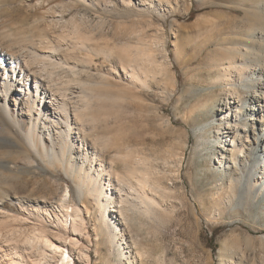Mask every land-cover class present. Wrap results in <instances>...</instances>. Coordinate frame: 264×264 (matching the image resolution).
I'll return each mask as SVG.
<instances>
[{
    "label": "rangeland",
    "instance_id": "obj_1",
    "mask_svg": "<svg viewBox=\"0 0 264 264\" xmlns=\"http://www.w3.org/2000/svg\"><path fill=\"white\" fill-rule=\"evenodd\" d=\"M232 4L0 0V39L16 44L0 56L9 59L10 71L13 58L20 59L29 88H41L46 110L60 123H36L12 103L20 79L7 106L0 96V219L10 227L18 226L16 216L38 223L32 206L56 207L68 188L88 223L83 242L90 260L84 264H264V30L235 23L245 15ZM247 10L264 19V0ZM42 34L55 50L44 49ZM34 55L62 63L51 76L56 82L49 83L46 72H31L27 62ZM58 73L63 81H87L66 86L67 115L55 110L64 99L54 96L62 87ZM87 101L81 120L75 109ZM203 102L212 106L208 116L197 109ZM64 130L68 147L60 165L54 157L61 155ZM33 139L44 143L47 157ZM24 148L28 162L19 159ZM82 167L85 183L75 177ZM99 172L113 199L124 201L103 223L105 197L87 184L91 179L102 189ZM138 250L142 257L136 258Z\"/></svg>",
    "mask_w": 264,
    "mask_h": 264
},
{
    "label": "bare ground",
    "instance_id": "obj_2",
    "mask_svg": "<svg viewBox=\"0 0 264 264\" xmlns=\"http://www.w3.org/2000/svg\"><path fill=\"white\" fill-rule=\"evenodd\" d=\"M229 2H233L232 7H231L232 11L238 14L243 13L245 15V19L243 21H238L236 19H233L235 23H237L238 25L242 27H249V26L250 27L252 26L253 28L260 27L264 30L263 15L260 14L262 15L261 17L258 14V16L256 17V14L255 15L251 14L253 16L250 17L249 11L247 10V7L249 5H252L253 3L257 4L258 2H260V0H229ZM259 16L262 18V20L259 18ZM14 45L16 44L13 43L12 45H8L7 42L5 43L1 41L0 39V47H1L0 54L1 53L5 54L4 49L6 46L8 48H13ZM41 45H43L44 49L55 50L53 46V42L49 40L47 35L46 36L43 35V38L41 40ZM47 59L48 58L45 57L44 60L43 59L40 60L37 55H34V57L31 58L27 62V65L31 67V72H34L35 74L37 73L38 70H39L38 72L48 73L49 78H50L49 83L50 82L54 83L56 82V80L52 79L51 76L56 73L55 71H57V69L59 68L61 69L63 65L62 63H55L54 61H50L47 63L46 62ZM234 59L235 58L233 56L229 58V64L231 66H234V63H235ZM262 61H264V56H263ZM0 63L2 64V66L0 67V93H1L0 96H2L3 99H5V102H6L5 105L7 106V100L9 98L11 100V98L13 97V94L16 91V89H14V91L12 92L13 87L15 86L17 80L20 79L18 86H17V88L20 86V91H16V94H18V96L13 97L12 103H14L16 107H18L21 111L26 112L28 116L34 117V121L36 123H38L41 120L43 121L47 119L50 121L49 123H45L46 125L59 126L60 123H57V122L55 123V121L52 120V115L49 114V110H46V107H45L46 105H44V99L46 96H44L43 93H41V88L37 86L36 92H34L31 88H29V79H28L29 72L25 70V68L20 62V59L18 57L13 58L12 71H10L11 67H9L10 66L9 59L7 61V60H4L2 56H0ZM33 66H36L37 68ZM49 66L53 68L52 71L48 69ZM240 66H243V65H240ZM4 69L6 71H4ZM16 73H18V75L19 73L23 74L24 75L23 78H19V76H17ZM63 73H58L59 79L61 77V74ZM62 78L60 79V81H62V87L57 88L53 91H54V94H55L54 96L56 97V99H58L57 95L61 96L64 99L60 101L57 107H55V110L67 115L68 108H69V103L67 101L68 99L67 92L69 88H67L66 86H68L71 83L75 85H84L85 82L87 81L84 79H77V78L76 79L70 78V79H67L66 81H63L64 79L62 80ZM14 79L15 81L13 82L12 80ZM35 79H36L37 85H39L38 78L35 77ZM1 84H2V87H1ZM23 93H24V97H22ZM232 95H234V93H232ZM212 96H216V93L213 92L212 94L204 95V97H212ZM41 101H42V106H41ZM200 104L197 109H203L207 111V116H208L209 112L211 111V107H212L211 104L209 102H203ZM90 105H91V101H87L83 105L76 107L75 109L76 117L81 119L82 113L85 112V110ZM5 108L6 107L3 106L4 111L6 110ZM227 109L229 110L228 107ZM207 116L205 115V118H207ZM12 120L15 125H19L20 121H17L15 119H12ZM64 122L69 128L71 127V124L69 123L68 119H64ZM4 133L5 132H3L2 134ZM29 133L32 137L35 136L34 134H36L32 129L29 131ZM65 137L67 138L69 137V133L66 130H64L60 134L59 136L60 141L59 143H57V145H59L61 149L60 150L61 155L60 156L56 155L54 157L55 161L60 165L64 164V159H65L66 150H63V147H68V142L66 141ZM244 138H246V140H249V136H246ZM247 143L248 142L245 141L244 144L239 146L241 152H243L244 147L247 146ZM31 144L38 150V154L41 157L44 158L49 155L47 150L45 152V149L41 148V145H43L44 143L42 142L36 143L33 139L31 140ZM24 151H25V154L23 156H19V159H22L24 161L26 159L31 160L32 156L29 153V151L26 148H24ZM0 158H2L1 155H0ZM16 159H18V157ZM220 162L222 165L223 160H221ZM67 167L73 168V164L70 161H68ZM225 167H226V164H224V168ZM84 171L85 170L83 167L80 168L79 173L75 174V177L85 183L84 178L81 177V173ZM98 177H99L98 181L103 182L102 189L99 190L98 188L93 187V183L91 179L87 182V184L89 187L95 190V192L99 193L100 196L104 195L105 197V201L100 203L101 219H99V222L103 223V221L106 220L108 216H110L111 212H114V210L117 208L115 205L117 204L122 205L124 201L114 200L113 197L108 193L109 187L111 185L110 182H107L106 180L104 181L101 172H99ZM105 188H108V189H105ZM228 189L231 190L232 185H230ZM88 190L90 189L88 188ZM70 199H71L70 192L67 188L65 193L60 197L58 206L56 207L52 206L51 209L47 207V204L42 205V206H39V205L32 206L33 213L37 214V217L35 216V218H37L36 220L39 221L38 223L37 222L32 223V225L28 224L30 223L29 220L27 221V219H20L17 216H16V219L18 220L17 221L18 226H14V227H10L7 223L4 222V219L3 220L0 219V255H1L0 264H84L85 261H89L90 256L87 254L86 246L84 245V242H83L85 238V231L88 227V223L83 217L84 215L83 209L77 206V204L74 203L73 201L71 203ZM32 201H34V203L43 202L42 200H37L35 198ZM120 209L121 211H123L124 206H122ZM124 220H126L125 217H124ZM112 222L118 228L117 226L118 224H116L114 220H112ZM49 226H52V229H49ZM4 233H6V236L4 235ZM110 236H111L110 239L114 241L118 237L117 235H114V234ZM3 241L7 242L8 244L5 245ZM126 245H127V242H126ZM134 245L137 246V243L134 242ZM4 247H6L7 249H5ZM131 247L132 246H128L127 249H131ZM123 256L125 257V254ZM137 256L142 257V253L139 250L135 257L137 258ZM127 260H129V258H127ZM129 264H133V262L129 261Z\"/></svg>",
    "mask_w": 264,
    "mask_h": 264
}]
</instances>
